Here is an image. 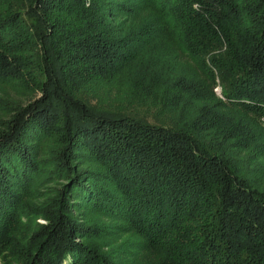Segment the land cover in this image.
Returning <instances> with one entry per match:
<instances>
[{"label": "trees", "instance_id": "16d2710c", "mask_svg": "<svg viewBox=\"0 0 264 264\" xmlns=\"http://www.w3.org/2000/svg\"><path fill=\"white\" fill-rule=\"evenodd\" d=\"M0 84L39 93L0 115V245L37 171L67 182L15 264H122L91 244L107 218L61 214L64 189L77 210L127 220L149 264H264V0H0ZM109 85L128 86L127 111L102 108ZM40 140L57 146L45 162Z\"/></svg>", "mask_w": 264, "mask_h": 264}, {"label": "rangeland", "instance_id": "374dc122", "mask_svg": "<svg viewBox=\"0 0 264 264\" xmlns=\"http://www.w3.org/2000/svg\"><path fill=\"white\" fill-rule=\"evenodd\" d=\"M173 5L176 6L175 4ZM144 15H147L146 19L149 21L157 17V14L154 13L153 10L148 11V13H144ZM155 52L160 53L159 50H155ZM149 55L152 56V54ZM195 70L197 71L198 69ZM196 74L198 75L197 72ZM0 87H2L1 84ZM5 87V93L3 91H0V115L2 117H8L12 113L16 105L21 103L25 104L27 99L39 96V93L37 92L30 95L28 93L24 94L20 92L18 88L17 95H15V92L13 90H11L8 86ZM206 88V95L208 97L207 104H213V108H215L214 105H217L219 102L218 98L222 97L221 87L218 83H216L215 85H213V87L206 86ZM127 93H129V88L127 85H109L106 93L101 95L100 98V100H103L102 108L110 111H127L128 106L134 103V101L131 99H128V102L126 101ZM136 106L138 109H141L143 111H151L152 115L156 118L157 121H154L152 119L150 120L155 122L157 125L171 127L168 126L167 123H171L172 120L168 122V119H166V116H164V109L160 108L158 104L156 105L152 103L151 106L150 102L147 101L145 105L136 104ZM201 107L202 105L200 102L192 103L189 108H186L185 113L193 116H198V114L193 113L198 111ZM229 113L230 115H240V113L236 111H232ZM174 116H176L177 119L181 121L178 115ZM38 142L40 144L37 146L36 151H34L35 156L33 158H35L37 161H40L41 159V161L45 162V159L48 155L44 154H51V152L57 146L56 144H52L51 141L47 142L45 140H40ZM53 155H55V153ZM40 164L42 163L40 162ZM71 165L77 166L79 169H97L95 161L91 159L86 162L83 160L76 161L75 159L72 160ZM35 175L36 176H33L29 184H27L18 192V198H16L15 202L16 208H14L15 212L11 217V222H9L11 227L6 228L2 232L3 241L0 245V264L17 263V260L19 258V249L23 248L24 244L28 243V239L31 233H33L37 228V224L45 223V219H43L42 217L37 218L36 216L35 219L33 218L36 214V211H39V209L41 211L42 203L48 202V199L53 198L56 195V192L60 188H63L67 183L63 179L56 178V176H50V178H46L44 174L42 175L40 173V171H37V174ZM67 190L64 189L63 191L65 193L64 197L69 194L66 198L68 201L69 213H66L67 211H61V214L63 216L67 217V215H69L70 217H73L75 219V223L82 226L86 225L91 220H95L97 217L100 219L107 218L109 220V223L113 224L114 232L111 229V224H109L110 228L103 233V239H95L91 241L92 247L98 248L99 252L106 256L108 259H116V261H120L122 264H149V259H155L156 262H159L160 258L157 256H150V254H144L143 252H139V254L136 253V240L138 237L135 234L128 233L129 230L127 229L130 224H128L129 222H127V220L115 216L109 217L110 215L107 214H104L103 216L98 215L92 213L89 208H84V206V209L80 208L79 210H77L74 206L78 204V201L76 199L74 200L75 197L67 192ZM71 202L73 203V207L71 206L72 210L70 207ZM112 218H114L115 220H113ZM108 220H100L99 222L106 224ZM134 226L135 225H133L132 227ZM119 232H121V234H119ZM93 237L97 238V234H94ZM76 240L81 244L84 243L82 241V238L80 237H76ZM68 262L69 261H66L64 264H68ZM156 262L154 264H156Z\"/></svg>", "mask_w": 264, "mask_h": 264}]
</instances>
